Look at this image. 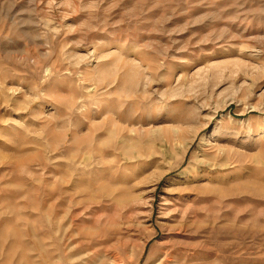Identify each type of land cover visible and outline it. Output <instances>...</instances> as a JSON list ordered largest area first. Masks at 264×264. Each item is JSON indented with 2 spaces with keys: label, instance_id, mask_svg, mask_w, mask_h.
I'll return each instance as SVG.
<instances>
[{
  "label": "rangeland",
  "instance_id": "obj_1",
  "mask_svg": "<svg viewBox=\"0 0 264 264\" xmlns=\"http://www.w3.org/2000/svg\"><path fill=\"white\" fill-rule=\"evenodd\" d=\"M0 264H264V0H0Z\"/></svg>",
  "mask_w": 264,
  "mask_h": 264
}]
</instances>
